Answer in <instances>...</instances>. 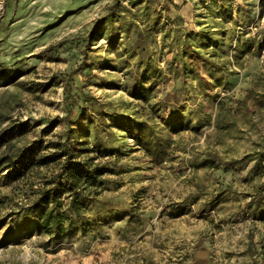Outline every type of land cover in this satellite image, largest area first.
<instances>
[{
  "label": "rangeland",
  "instance_id": "rangeland-1",
  "mask_svg": "<svg viewBox=\"0 0 264 264\" xmlns=\"http://www.w3.org/2000/svg\"><path fill=\"white\" fill-rule=\"evenodd\" d=\"M113 1L0 0V70L16 71L0 78V131L26 126L7 147L64 141L81 165L112 169L81 227L61 234L22 214L58 160L18 179L1 171L0 264H264V160L252 156L264 151V0H154L156 20L137 22L153 37L138 65L134 28L114 18L88 36ZM117 1L127 18L138 7ZM137 84L149 100L131 94ZM134 119L156 152L121 128ZM209 150L223 164H203Z\"/></svg>",
  "mask_w": 264,
  "mask_h": 264
},
{
  "label": "trees",
  "instance_id": "trees-1",
  "mask_svg": "<svg viewBox=\"0 0 264 264\" xmlns=\"http://www.w3.org/2000/svg\"><path fill=\"white\" fill-rule=\"evenodd\" d=\"M154 0H131L132 5L138 7L135 9V13H131L128 18L121 14V11L126 8L124 5H120L117 0H114L107 9V13L98 22H96L90 29L88 36L92 39L96 34L102 31V26L107 20L117 19L121 23V28L124 33H127L130 29L133 30V35L128 41L129 48L135 51L139 56L138 63H141L148 52V48L152 41V31L149 28H140L137 22H150L156 20V12L152 8ZM128 10V9H126ZM131 27V28H130ZM113 42V41H112ZM186 39L182 40L181 53H185L189 48ZM53 49V45H49L42 50L44 53H48ZM202 60L207 66V70L210 74L213 71L221 72L222 67L219 63L209 66L207 58L202 55ZM151 71V70H149ZM16 72V71H15ZM13 71L0 70V78L15 79L16 74ZM151 72H154L153 70ZM7 73V74H6ZM228 75L231 72H227ZM150 87H142L141 84L133 86L131 94L137 96L136 98L143 101H147L150 98ZM69 88L66 89V92ZM71 113V108L67 109L66 114L62 117L68 122V116ZM25 125L18 123L12 128L15 131H0V172L6 171L7 177L12 179H18L25 174L30 173L41 166H47L50 162L56 161L59 163L60 171L57 177L52 176L47 179L49 187L42 188L39 191V196L29 203L22 210L23 217L26 223L34 222L35 229L42 230L48 234H61L68 230L73 223L81 225V217L83 214V208L85 210L86 203H94L97 201L96 187L101 186L107 182V178L104 176L107 173L112 172L105 165L93 163V157L90 158V162L87 159L81 165L79 161L74 159L78 154L77 150L68 146L64 141H50L46 144H42L40 139H34L29 143L23 144L15 149H11L8 145V136L13 132L21 134L26 131ZM121 128L131 137L137 145H140L145 151L150 153L156 152L157 148L152 143L157 144L158 140L152 137V132L149 131V127L142 121L136 119L126 121ZM152 144V145H151ZM4 146V149L1 148ZM54 147L55 151L43 153L41 149H47ZM83 151H80L82 153ZM84 152H88V147L84 146ZM207 158L204 159L203 164L209 167H217L223 164L220 161V157L214 151H207ZM253 158L258 161L264 160V151H258ZM87 160V161H86ZM262 191H264V185H262ZM81 190H84V198L81 197ZM59 194L70 195V198L63 205L60 200ZM61 207H64L62 210ZM88 226L87 220L84 217V228ZM18 236L15 233L10 236V240H14Z\"/></svg>",
  "mask_w": 264,
  "mask_h": 264
}]
</instances>
